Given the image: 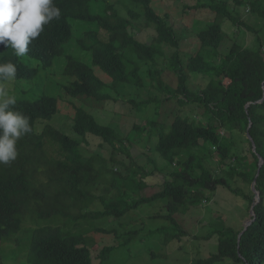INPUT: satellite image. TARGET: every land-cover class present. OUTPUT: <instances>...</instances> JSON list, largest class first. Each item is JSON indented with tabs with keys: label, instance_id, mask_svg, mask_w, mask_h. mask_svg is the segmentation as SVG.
Masks as SVG:
<instances>
[{
	"label": "trees",
	"instance_id": "obj_1",
	"mask_svg": "<svg viewBox=\"0 0 264 264\" xmlns=\"http://www.w3.org/2000/svg\"><path fill=\"white\" fill-rule=\"evenodd\" d=\"M127 1L128 16L138 19L140 15L136 16L135 12L140 7L146 25L155 27L156 36L151 43L138 41L131 31V18L123 16L108 0H55L61 11L60 17L44 27L41 36L30 43L26 55L37 60L39 67L28 66L23 57H16L11 47L3 45H0V64L13 63L17 68L16 80L31 79L40 69L51 67L69 49L77 24L96 25L98 32L87 34L93 37L86 36L88 41L94 42L90 47L85 46L81 38L77 39L76 34L78 47L89 55L92 68L72 59L67 62L64 75L71 81L64 87L67 97L97 102L116 100L126 87L148 88L150 82H155L166 94L164 100H177L181 106L196 104L202 110L203 120L176 116L170 124L164 122L153 128L150 134L154 137L153 152L159 153L169 164V178L164 179L159 192L144 196L142 192L151 187L150 181L159 172L156 159L148 157L145 165L132 161L128 174L122 172L118 177L120 162L114 157L116 153H124L126 141L115 129L100 123L84 105L71 104L73 132L81 141L87 136H95L111 146V160L118 165L108 168V173L114 175L112 180L99 182L95 165L98 154L83 156V142L63 134L49 123L38 131V123L51 121L59 113L57 98L43 95L35 101L25 98L16 101L15 109L30 118L32 131L18 141L17 158L9 164L0 163V243L21 234L29 220L36 227L30 233L28 264H92L85 246L89 232L75 235L61 226L39 227V222L62 217L74 220L75 225L71 226L75 230L81 219L105 221V230L102 228L100 233L106 231L109 232L107 235L124 237L131 243L143 230L134 229L140 221L132 212L145 203L160 202L165 223L177 226L176 214L191 205L208 202L218 187H224L247 206L250 214L253 192L246 193L231 184H235L233 178L242 177L252 187L255 182L260 192L254 208V221L247 230L221 223L212 231L219 235L217 253L190 264H224L226 261L264 264V163L259 172L260 159L264 162V55L260 46L259 49H250L233 40L228 52L217 60L228 37L222 27L223 21L228 20L237 31L254 33L255 30L244 22L243 12L249 8L251 14L264 20V0H204L194 6L196 10L210 11L214 18L197 34L200 46L195 55L184 61L177 50L171 56V69L178 81L176 89L166 85L155 68L157 60L165 56L164 46L179 48L168 15L158 14L152 7V0ZM101 29L108 34L107 41L101 42L97 36ZM191 74L209 76L207 86L194 90L190 85ZM100 76L109 79L110 83L104 82ZM250 124L256 152L251 150L253 162L250 169L243 172L233 154V145L224 142L221 130L233 132L241 128L247 132ZM250 145L252 148L251 142ZM201 153H207L208 157L217 155V170L207 165L206 157ZM117 180L126 184L117 187ZM106 182L110 184L105 186L104 195H110L111 200L104 199L97 210H91L90 207L101 199L94 195V191L100 183ZM131 194L136 199L125 201L124 198ZM129 216L132 219L124 221ZM110 218L113 221L108 220ZM121 230L124 234L120 236L117 231ZM160 230L163 238H170L167 243L180 239L185 233L181 228L177 233L169 234L164 228ZM151 255L155 257L154 253Z\"/></svg>",
	"mask_w": 264,
	"mask_h": 264
},
{
	"label": "rangeland",
	"instance_id": "obj_2",
	"mask_svg": "<svg viewBox=\"0 0 264 264\" xmlns=\"http://www.w3.org/2000/svg\"><path fill=\"white\" fill-rule=\"evenodd\" d=\"M108 1L114 3L115 8L119 9L123 16L131 18L133 22L131 31L138 41L147 44L153 41L156 36V30L153 25L148 26L144 22L142 8H136L137 12H135V15L140 16L135 20L128 16L127 8L129 6L127 0ZM225 1L230 2L231 0ZM203 2L204 0H152V7L158 14L162 16L168 15V22L174 28L179 40V48L177 49L164 46L165 56L158 59L155 66L164 83L173 89L177 88L178 81L171 69V56L177 50L184 61L195 55L200 46L197 34L205 29L214 18V14L208 10L194 9V6ZM243 20L255 30L254 33L242 29L237 31L236 27H233L228 20L223 21L222 27L228 37L219 50L218 61L228 52L233 40H237L238 44L250 49H257L260 46L264 55V20L257 15L251 14L249 8L244 9ZM73 25L75 27V23ZM95 32H98L96 25L77 24V31H75L69 49L64 52L61 58L55 61L51 68L40 69L38 75L31 79H15L14 81L3 83L0 87L5 88L16 100L25 98L29 101H35L43 95L57 98L59 100V113L51 122L38 123V131H41L46 123H50L63 134L83 142L81 146L83 156L98 154L95 165L100 175L99 182L112 180L114 175L110 172L108 173V170L118 165L111 160L113 157L111 146L95 136H87L84 141H81L73 132L71 117L73 105H84L100 123L115 129L126 141L124 153H116L114 157L116 161L120 162L118 177L122 172L124 175L128 174L132 161L138 165H145L148 157L156 159L159 172L155 173L154 178L150 181L151 187L142 192L144 196H152L153 193L155 194L162 189L164 179L169 178L167 174L169 164L163 160L159 153L153 152L154 137H150L151 131L156 125L161 123L168 122L170 124L176 116L203 120L202 110L196 104L181 106L177 103V100H164L166 94L155 82H150L148 88L126 87L116 100L97 102L84 98L67 97L63 88V86L71 83L70 79L64 75L67 57L70 56L73 60L83 62L92 68L89 55L82 50L81 46L78 47L77 39L81 38L86 43L85 46L90 47L94 42L88 41L86 36L93 37V35L88 36L87 34ZM99 32L97 36L100 41H107L108 34L106 31L101 29ZM23 61L31 67L39 66L37 60L28 59L26 56ZM100 78L104 82L110 83L109 79H104L101 76ZM209 80L210 77L206 75H190V85L194 90L205 88ZM106 92H111V90L106 89ZM221 134L224 137V142L233 145V154L239 165L242 166L241 170L243 172L248 171L253 159L247 133L240 128L233 132L221 130ZM252 151L255 152L254 149ZM201 154L205 155L207 165L213 170H217V155L213 154L208 157L207 153ZM229 162H232V160H229ZM160 170H166V172L163 173ZM233 181L235 184L231 183L232 186H239L238 188L245 190L246 193H251L252 186L248 180L242 177H235ZM109 184V182H106V184L100 183L99 187L94 191V195L101 199L90 207L91 210H97L101 203L104 202V199L110 198L111 200L110 195H104L105 186H109ZM125 184V182L120 183L118 180L116 182L117 187ZM135 199L133 194L124 198L125 201L130 202ZM163 211L164 208L161 207L160 202L145 203L141 207L134 209L132 212L133 216L136 217L137 221H140L134 229L140 230L143 228V230L139 233V237L135 238L131 243L126 242L124 237L120 238L118 236L116 238L107 235L109 232L106 231H101L100 233L102 228L105 230V221L100 220L94 222L81 219L79 228L75 230L71 226V224L75 225L74 220L68 219L69 222L62 217L50 221H40L38 226H61L75 235H84V233L89 232V236H87L88 243L85 246L90 252L92 264H190L201 257L207 258L217 253L219 235L213 234L212 231L221 223L224 222L226 225L241 229L251 219L247 206L229 189L224 187H218L208 202H203L196 206L191 205L186 211L176 214L175 217L179 223L177 226L165 223L163 218L165 213ZM151 216L153 217L152 219L150 218ZM131 219L132 216H129L124 221L129 222ZM108 220L113 221L112 218ZM108 220H106V223L112 224ZM108 224L107 226H109ZM117 226L115 224L114 228L117 229ZM35 227L33 222L27 220L21 234L6 238L0 243V264H28L26 256L30 250V233ZM109 228H112V226L110 225ZM161 228H164L168 234L177 233L178 228H181L185 233L180 236V239L170 240L167 243L170 238L162 237ZM134 229L131 231H134ZM117 232L120 236L124 234L123 230ZM180 241L182 244L179 246L178 243ZM152 253L155 254V257H152ZM224 264L234 263L226 261Z\"/></svg>",
	"mask_w": 264,
	"mask_h": 264
},
{
	"label": "clouds",
	"instance_id": "obj_3",
	"mask_svg": "<svg viewBox=\"0 0 264 264\" xmlns=\"http://www.w3.org/2000/svg\"><path fill=\"white\" fill-rule=\"evenodd\" d=\"M60 15L61 11L56 6L55 0H0V45L7 48L11 47L16 57L24 58L29 52L30 43L39 38L44 31V27L54 19H58ZM70 59L72 58L68 56L65 66H67V62ZM16 73L17 68L13 63L0 64V85L14 81L16 79ZM18 100H22V98ZM18 100L10 95L5 88L0 87V163L2 164H9L17 158L18 141L32 131L30 118L14 107ZM263 100L258 103H262ZM247 107H249V104ZM250 126L252 127V124ZM246 133L248 135V130ZM249 140L252 144V150L254 149L256 152L254 139V143L250 138ZM253 187L254 203L251 213L252 211L254 212V208L260 199V192L256 187V192H254ZM251 213L249 216L253 222L255 212L254 216H251ZM243 228L245 229V227ZM26 258L28 261V254Z\"/></svg>",
	"mask_w": 264,
	"mask_h": 264
},
{
	"label": "water",
	"instance_id": "obj_4",
	"mask_svg": "<svg viewBox=\"0 0 264 264\" xmlns=\"http://www.w3.org/2000/svg\"><path fill=\"white\" fill-rule=\"evenodd\" d=\"M250 127H251V126H250ZM250 127H249V128H250ZM248 137H249V138L251 139V141L253 142V139L251 138L250 133H249V129H248ZM253 143H254V142H253ZM254 146H255V143H254ZM262 165H263V160L260 159V168H259V172H260V169H261ZM254 183H255V182H254ZM253 190H254V192H256L255 184H254ZM251 216H254V212H253V211H252V213H251ZM251 223H252V220L250 219V220L248 221V223L246 224V226H245V230L248 228V226H249ZM241 236H242V234L240 235L239 240L241 239Z\"/></svg>",
	"mask_w": 264,
	"mask_h": 264
}]
</instances>
